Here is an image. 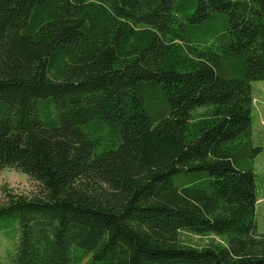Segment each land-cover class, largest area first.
<instances>
[{
	"label": "trees",
	"instance_id": "trees-1",
	"mask_svg": "<svg viewBox=\"0 0 264 264\" xmlns=\"http://www.w3.org/2000/svg\"><path fill=\"white\" fill-rule=\"evenodd\" d=\"M187 7L0 0V171L38 186L3 194L9 264H264L253 174L235 164L264 80V0Z\"/></svg>",
	"mask_w": 264,
	"mask_h": 264
},
{
	"label": "rangeland",
	"instance_id": "rangeland-1",
	"mask_svg": "<svg viewBox=\"0 0 264 264\" xmlns=\"http://www.w3.org/2000/svg\"><path fill=\"white\" fill-rule=\"evenodd\" d=\"M188 11H192V1L187 0ZM191 7V8H190ZM251 90V126L249 141H243L244 146L237 148L235 153V164L240 169H250L255 184V210L254 220L256 233H264V80L250 81ZM185 177H174L175 186L184 184ZM37 184L29 180L24 174L10 168L0 171V203L3 201L4 192L13 195L31 196L37 191ZM177 241L181 245L194 248H203L213 244H222L224 241L210 233L195 235L190 232L179 231ZM14 241L5 240L0 233V258L3 264H9L7 256L12 253ZM90 259L86 255L81 263ZM95 264V263H94ZM103 264V263H96Z\"/></svg>",
	"mask_w": 264,
	"mask_h": 264
}]
</instances>
